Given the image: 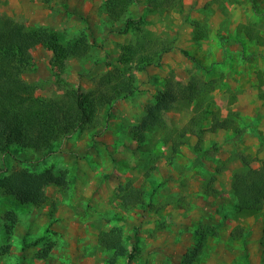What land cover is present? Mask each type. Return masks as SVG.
Returning <instances> with one entry per match:
<instances>
[{"label": "rangeland", "instance_id": "rangeland-1", "mask_svg": "<svg viewBox=\"0 0 264 264\" xmlns=\"http://www.w3.org/2000/svg\"><path fill=\"white\" fill-rule=\"evenodd\" d=\"M101 4L0 0V15L64 38L85 32L95 43L90 62L106 53L115 60L118 45L131 36L107 34ZM146 4L137 0L132 14L141 15ZM160 6L143 14L146 28L165 35L175 48L159 67L134 73L132 97L104 111L100 123L55 144L47 157L22 150L2 159L8 171L51 169L65 184L46 187V201L38 206L20 204L0 190V264H110L113 251L99 242L101 232L110 229L119 231L127 251L133 242L139 247L132 261L117 257L111 264H182L186 259L190 264H264L263 219L240 216L230 191L235 172L264 161V0H170ZM248 28L263 44L244 35ZM32 55L37 68L24 79L35 86V97L59 98L62 92L49 71L51 53L37 47ZM90 66L75 59L66 63V78L81 87L86 100L94 96L93 78L104 72ZM189 81L197 88L203 83L197 98L187 92L161 113L158 125L140 131V142L135 140L133 130L155 95L172 89L181 97ZM228 112L255 132L232 142L229 132L208 130L213 119ZM199 155L200 165L195 164ZM126 191H138L136 202L145 209L125 206Z\"/></svg>", "mask_w": 264, "mask_h": 264}, {"label": "trees", "instance_id": "trees-1", "mask_svg": "<svg viewBox=\"0 0 264 264\" xmlns=\"http://www.w3.org/2000/svg\"><path fill=\"white\" fill-rule=\"evenodd\" d=\"M162 1L170 0H147V9L135 16L130 8L137 0H102L101 10L107 21V34L130 35L131 41L118 45L115 60L110 59L106 53L102 59L93 62L89 61V53L95 48V43L88 40L85 32L64 38L61 33L45 27L25 25L0 15V190L3 193L12 196L20 204L38 206L46 201V187L65 184L64 177L56 176L51 169L39 173L21 168L8 171L1 164L2 159L22 150L39 152L47 157L54 152L55 144L79 130L100 123L98 120L104 111L118 101L132 97L136 91L134 73L144 72L151 66L159 67L164 55L175 48L165 35H156L146 28L148 23L143 14L160 10ZM244 35L249 40L263 44L262 38L252 28L245 29ZM37 47L51 53L49 71L54 85L62 92L59 98L35 97V86L24 79L25 74L36 71L32 51ZM181 53L199 66L189 53L184 50ZM74 59L91 64L90 69L104 68L103 73L93 78L94 96L89 100L85 99L80 86L66 78V63ZM196 86V82L189 81L186 88H181V97L172 89L158 92L139 128L133 130L134 139L140 142L142 130L158 125L161 113L173 106L179 98L188 97L187 92L197 98L203 83L199 88ZM236 116V113L228 112L223 119L215 118L208 130L227 131L232 142L240 141L245 134L255 132L252 124L238 123ZM198 122V119H194L191 123L196 126V134L199 136L202 130L198 128ZM202 158L201 155L197 156L195 164L200 165ZM230 187L236 212L243 217L260 216L264 223V161L258 168L235 172ZM137 193H123L121 198L125 206L129 207L139 200ZM100 236V245L113 251L110 264L117 257L127 258L128 261L135 258L137 247L133 245L127 251L121 246L119 231L111 229L102 232ZM191 262L186 259L182 264Z\"/></svg>", "mask_w": 264, "mask_h": 264}, {"label": "crops", "instance_id": "crops-1", "mask_svg": "<svg viewBox=\"0 0 264 264\" xmlns=\"http://www.w3.org/2000/svg\"><path fill=\"white\" fill-rule=\"evenodd\" d=\"M149 194H151V193H149ZM134 204H136L137 208L145 209V206L139 205V204H137V202L132 203V205H130L129 208L133 207ZM110 230H111V229H110ZM108 231H109V230H108ZM108 231H104V232H108ZM101 233H102V232H101ZM133 245H134V242L131 243V244L129 245V247H130V246H133ZM137 247H138V246H137ZM130 248H131V247H130ZM138 249H139V247H138ZM105 250H107V249L105 248ZM109 251H112V250H109Z\"/></svg>", "mask_w": 264, "mask_h": 264}]
</instances>
